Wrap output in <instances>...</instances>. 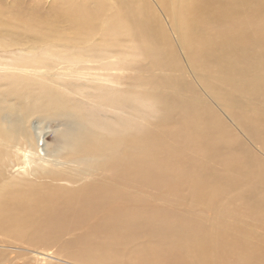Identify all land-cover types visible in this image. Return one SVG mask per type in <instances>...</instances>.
I'll list each match as a JSON object with an SVG mask.
<instances>
[{"label":"bare ground","instance_id":"bare-ground-1","mask_svg":"<svg viewBox=\"0 0 264 264\" xmlns=\"http://www.w3.org/2000/svg\"><path fill=\"white\" fill-rule=\"evenodd\" d=\"M206 3L212 13L208 5L204 10ZM74 14L78 19H71L87 33L92 13ZM147 14L139 3L105 29L111 51L41 48L0 62V232L40 224L45 236L38 241L52 243L82 229L73 254L82 260L83 250L93 264L109 261L125 243L118 237L104 243L107 234L165 236L191 243L198 257L226 233L232 237L229 253L248 261L262 254L256 223L240 218L221 230L217 223L207 229L180 214L172 224L167 197L157 201L147 189L169 182L184 187L188 173L191 197L202 203L201 188L238 190L240 179L232 173L248 179L260 169L241 138L258 148L251 139L258 125L254 103H264V0H181L169 25L174 49L165 45L170 32L155 27ZM124 40L132 42L122 45ZM53 118L64 121L54 144L42 125ZM220 147L234 152L221 155ZM189 150H200L199 167H173ZM215 159L229 172L213 169L209 161ZM236 195L253 221L263 224L253 214L264 199L252 188ZM30 210L44 219L24 223L14 216ZM188 212L195 214L193 208ZM73 238L63 246H72ZM35 253L44 262L62 260L47 250ZM258 259L264 264V255Z\"/></svg>","mask_w":264,"mask_h":264},{"label":"rangeland","instance_id":"rangeland-1","mask_svg":"<svg viewBox=\"0 0 264 264\" xmlns=\"http://www.w3.org/2000/svg\"><path fill=\"white\" fill-rule=\"evenodd\" d=\"M180 1L181 0H0V44L7 45L5 49L0 48V62L5 60L9 62L11 59L15 62L19 54H24L25 58H27V54L31 51L37 52V50L41 48H51L53 50L65 49L68 51L85 49L101 51L114 50L115 47H112L105 41L108 40L104 38L105 29L112 25L115 20L123 17L125 13H128L133 6H137L139 3L145 7L148 13L147 17L153 22L155 27L164 28L170 32L169 39L167 38L165 40V45L174 49L176 48V40L173 30L169 25L171 26V18L174 12L177 11ZM193 1H199L200 3L201 0ZM125 5L128 6L129 10L124 7ZM81 9L87 10L92 13L93 16L94 24L87 33H82L80 31L81 24L79 23L78 25V22L71 19H78L77 14H74V10L79 11ZM205 9L211 12L212 5L206 3L204 6V10ZM184 15L185 13H183V16ZM125 16L127 17L128 14ZM129 42L132 41L124 40L121 43L125 45ZM60 66L61 65L56 68H60ZM56 68L53 69V72L65 71L62 69L56 70ZM254 107L256 108L255 118L257 119L258 125L256 136L254 139H251V141L252 144L258 146V148L252 146L250 142L244 138H241V143L242 146H244L243 149L249 150L258 158L257 161L261 163V167L260 169L257 168L254 174L255 176L253 175L248 179L243 178L244 173L239 174L238 172H231L235 177L240 179L238 190L221 188H209L205 190L201 188L200 190L205 192L204 201L202 203H197V201L191 197V177L188 173H185L184 187L182 186L180 188L177 183L169 182L167 185L161 184L156 186V188H148L147 191L154 199H157V201L158 199L167 197L168 202L165 205V209L169 221L172 224L179 222L178 217H180V214L192 218V221L197 220L204 222L209 225L206 226L207 229L215 223V226H217V224L220 225L219 230H221L225 227V223L234 224V221L240 218L252 227L255 226L253 224L256 223L257 231L260 233L262 239L260 245L262 254L257 251V255L253 256L248 261L239 262L234 253H229L228 244H230L229 239H232V237L226 233L218 235L217 238H215V242L210 241L206 246V251L198 257L193 255L191 243L188 242L179 244L177 240L172 239L167 241L165 236L148 238L149 236L144 234H140L139 237H134L129 233H117V235H105L102 241L106 243L112 238H124V245L109 261L100 260L101 262L94 264H261L258 257L264 255V223L259 225L258 222L253 221L247 212L246 204L236 195L238 191L244 188H252L257 198L264 199V117L261 118V111L264 110V103L256 100ZM63 124L64 121L60 118L43 120L42 125L47 126L46 128L48 131L47 141L54 144L60 139L58 132L64 127ZM253 135H255V132L252 133V136ZM218 149H220L219 154L221 155L234 152V149L226 150L221 149V147ZM261 149L262 151H260ZM235 153L238 155V151ZM201 158L200 150H189L182 154V156L175 158V163L171 164L173 167H177V164L181 163L186 165L187 168L195 169L199 167L198 163ZM192 159L197 160V162ZM209 164L213 169L219 168V170H221V168H224L216 159L210 160ZM11 171L15 173V168ZM222 172L228 173L229 170L224 168ZM138 181L144 183L141 180ZM180 181H182L181 178ZM137 187L142 189L140 184H138ZM157 201L150 202L156 205ZM172 202H176V204L172 205ZM136 206L138 207V205ZM254 207L256 208L253 217L257 220L264 218V206H261L259 203ZM191 208L195 211L194 215L188 212ZM217 209L221 212H219L220 218L216 219L215 212ZM41 214L42 213L37 210H30L29 212L14 213V216L18 220L26 223L31 221L32 218L42 221L44 218L36 217V215ZM197 225L198 224H194L193 227H197ZM33 227L34 228L28 230H26V228L17 229L11 227L8 232H0V264H93L89 259L88 253H84L83 250L81 255L82 260L77 258V253L73 254L78 244L76 238L80 232L83 231L82 229L81 231L80 229H76L75 232L69 231L70 233H65V235L52 243H44L43 241L41 242V240L39 242L37 239L38 236H45V232L42 230L43 226L36 224V226ZM32 236H34V238L36 237L35 239L37 242L33 240L30 241ZM70 238H73L71 242L72 246L65 248L63 244L68 242ZM251 241L254 242L255 240L252 239ZM4 246L8 247L5 248ZM36 250L54 252L55 254H53L60 257L63 261L53 258L51 261L44 262L39 256L35 257Z\"/></svg>","mask_w":264,"mask_h":264}]
</instances>
